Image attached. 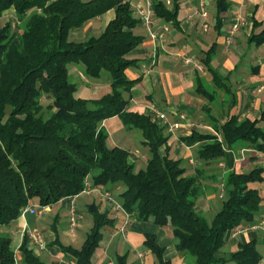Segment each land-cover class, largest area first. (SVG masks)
Masks as SVG:
<instances>
[{
	"label": "trees",
	"instance_id": "obj_1",
	"mask_svg": "<svg viewBox=\"0 0 264 264\" xmlns=\"http://www.w3.org/2000/svg\"><path fill=\"white\" fill-rule=\"evenodd\" d=\"M182 1L172 0L169 8L164 0H153L156 19L177 26ZM228 9L225 0H217L218 16ZM11 10L18 26L9 22L0 27V228L16 223L21 212L35 204L45 209L79 197L91 180L97 190L121 186L120 204L137 221L170 226L177 251L191 264H261L264 255L255 242L240 245L229 260L220 253L229 233L253 223L260 214L264 170L228 174L222 181V206L208 221L197 212V204L209 178L201 170L188 176L182 162L169 156L165 129L151 115L129 111L126 97L140 81L127 76L138 66L130 55L143 45L144 38L135 34L142 22L128 0H0V21ZM110 11L115 12V19L99 38L70 41L73 32ZM250 43L263 46L264 30L252 35ZM214 54L213 47L206 53L204 66L215 74L211 68ZM71 66L82 67L87 77L97 80L107 72L111 93L98 100L75 98ZM197 91L214 100L202 83ZM43 98L51 102L46 108ZM115 118L128 131L141 133L150 155L145 170L136 171L129 151L108 148L103 124ZM259 123H264V110L258 121L232 116L214 128L217 135L195 131L182 142L187 147L199 145V161L209 165L224 159L226 149L264 154V130ZM89 211L93 227L83 247L59 246L71 264H93L103 231L116 222L98 206ZM145 245L157 264H171L154 236H147ZM21 252L22 264H46L27 238ZM0 264H17L13 241L1 232ZM117 264H129L128 256L119 257Z\"/></svg>",
	"mask_w": 264,
	"mask_h": 264
},
{
	"label": "crops",
	"instance_id": "obj_2",
	"mask_svg": "<svg viewBox=\"0 0 264 264\" xmlns=\"http://www.w3.org/2000/svg\"><path fill=\"white\" fill-rule=\"evenodd\" d=\"M225 1L229 9L218 16L217 0H209V16L203 20L197 15L199 0H183L177 26L157 20L155 28L157 41L149 36L142 24L136 29L135 34L143 37L144 43L130 55L132 60L138 61V66L130 69L127 76L130 80L140 79V81L128 97L129 109L134 108L135 113L146 116L151 114V110L157 109L169 114L172 120H176L177 115L186 114L191 120L201 123L206 128V130L198 131L200 134L213 136L217 135L214 128L221 127L232 116L241 120H260L264 110V45L256 47L250 43V39L252 35H259L264 30V7L261 0ZM128 2L134 12L146 7V0H128ZM238 17L243 18L246 24L235 37L232 46L228 48L226 38ZM5 19H10V23H13L17 20L16 13L13 10L7 12L2 20ZM114 19L115 12L110 11L73 32L70 41L82 43L91 38H99ZM206 24L209 26L207 32L204 31ZM213 47L215 54L211 68L215 74L207 71L204 66L206 53ZM186 60H191L192 64L186 65ZM133 69L136 70L133 71ZM73 76L86 81L83 70H73ZM216 79L220 80L216 81ZM200 83L213 94L212 102L198 93ZM258 127L264 130V123H259ZM191 135L185 132L170 134L165 131V136L170 138L167 144L170 158L181 161L182 164L186 163L189 169L192 168L186 170L188 176H194L201 170L209 178L204 183L205 195L197 204V212L206 217L216 210L217 198L220 199L216 190H220L223 179L232 172L248 174L257 169L264 170V154L252 149L236 151L226 149L224 159L211 165L205 164L198 158L199 145L187 147L182 142L183 138ZM164 150L165 148L162 152ZM148 154H130V162L138 167V171L146 169L150 159ZM141 164L145 167H141ZM212 170L217 172L211 174ZM89 181L91 183V180ZM98 192L112 193L120 202L119 196L123 188L109 186ZM98 192L65 199L56 206L46 208L42 217L27 215L7 227L6 237L12 239L13 246L16 245L13 249L17 264H22L24 259L21 252L24 231H38L42 234L46 244L45 250H33L43 262L71 264L59 247L60 244L65 247L71 246L61 243L60 238H71L73 243L78 242L75 234L83 227L82 223L85 220L81 208L78 207L83 196H87L86 208L89 213L90 207L95 205L101 212H110L111 218L116 220L112 228H106L103 231L104 239L92 258L93 264H117L118 258L125 255L128 256L129 264H157V258L145 245L147 236L156 238L158 245L165 249V259L171 264H191L177 251V243L170 226L161 228L152 222H139L134 218L127 226H124L125 217L107 204ZM72 204H75L82 218L73 235L70 234L69 229V211ZM34 207L38 206L35 204ZM263 221L264 205L253 223L244 225L241 230L227 235L226 245L220 253L221 257L229 260L231 255L239 250L240 245L252 242L257 243L264 255ZM59 227H61V237ZM92 227L93 223L91 229Z\"/></svg>",
	"mask_w": 264,
	"mask_h": 264
},
{
	"label": "built area",
	"instance_id": "obj_3",
	"mask_svg": "<svg viewBox=\"0 0 264 264\" xmlns=\"http://www.w3.org/2000/svg\"><path fill=\"white\" fill-rule=\"evenodd\" d=\"M167 7L172 6V0H164ZM261 3L264 7V0H261ZM209 0H199V6L197 10V15L203 19L206 20L209 16V8H208ZM135 16L138 17L141 22L142 26L147 30L149 36L154 40H158V36L155 33V28L157 26V19L155 15V11L153 9V0H146V7L144 9H137L135 12ZM245 20L241 17H238L236 19V22L233 24L228 37L226 38V46L229 48L232 46L233 41L236 36L241 31V28L245 26ZM209 30V26L206 24L204 26V31L207 32ZM186 65L192 64L191 60L185 61ZM153 118V121L156 122L160 127L164 128L165 131H167L170 134H175L178 132H185L186 134H192L195 131H202L206 130V128L201 124L197 123L193 120H191L186 114H180L177 115L175 118L176 120H172L169 114L161 112L157 109L151 110L150 114ZM86 190L83 194L86 195H92L93 193L98 192L97 189H94L92 186V183L88 180L86 185ZM221 195L220 199L224 198V185L222 184L220 187ZM263 205H264V186H263ZM101 197L104 199V201L109 204L116 212L121 213L126 221L124 226H127L132 219V216H130L122 207L120 202H118L114 195L109 192L100 193L98 192ZM45 209H41L39 207H28L27 209L23 210L21 212L20 218H24L27 215H34L38 217H42ZM70 217H69V229L70 234L73 235L75 231L77 230L79 226V222L82 219L81 216L77 212V207L75 204H72L70 208ZM264 225V221H263ZM23 239L27 238L29 241V245L32 249H38V250H45L46 244L44 241V238L42 234L38 231H24L23 232ZM264 263V260L261 264Z\"/></svg>",
	"mask_w": 264,
	"mask_h": 264
},
{
	"label": "rangeland",
	"instance_id": "obj_4",
	"mask_svg": "<svg viewBox=\"0 0 264 264\" xmlns=\"http://www.w3.org/2000/svg\"><path fill=\"white\" fill-rule=\"evenodd\" d=\"M89 1L90 0H83V2H89ZM7 21L11 22L10 19H5V20L0 21V27H4L7 24L6 23ZM13 25H14V27H17L18 26V20H15L13 22ZM78 69L83 70L82 67H75V66L70 67V72H72L71 82L77 86V92L75 94V98L82 99V100H98V99H101L103 96L111 93V87L109 85L110 84V75L107 72H103V74L101 75V78L98 80L92 79V78L87 77L85 75L86 81H82L80 78L78 79L75 76H73V70H78ZM135 70L136 69H133V71H135ZM126 98L129 99L128 97H126ZM50 104H51L50 101H48L46 98H43L42 105L45 108L48 107ZM133 109L130 108L129 111H131V112L136 111ZM137 111H139V110H137ZM103 127L109 135V139H108V143H107L108 148L113 149L114 147H116V148L125 147L124 149L129 150L131 155H134L135 153L141 154V155H146L147 153H149L148 152L149 150L146 147H144L142 144L143 141H142L141 133L139 131H128L127 129H125L123 127V125L119 119L116 118L112 121H109ZM112 145H114V146H112ZM142 165L143 164H141V167H145ZM182 167L185 168L186 170L192 169V168L189 169L186 163H183ZM137 169H138V167H136V171H138ZM216 172L214 170H212L211 174H214ZM216 176L218 177V175H216ZM216 183H217V185H219L218 182H216ZM222 184H223V182H222ZM220 185H221V183H220ZM216 192H217V196L221 195V190H216ZM218 198L216 201V206H217L215 208L216 210H214L210 214V216H206V219L208 221H212L213 215H215V213H217V211L222 206L224 198L221 200ZM86 204H87V196H83L78 203V207L81 208L83 215L85 217V220L82 223L83 227L80 228L79 231H77V233L75 234L78 242L73 243L71 238L67 239V238L61 237V227H59V234L61 237L60 238L61 243H63L66 246H71L77 250H80L82 248V246L84 245V243L87 239V235L90 233L91 224L93 223V217L88 212V210L86 208ZM6 231H7V227H1L0 228L1 234H3V235L5 234V236H6ZM13 247L15 248L16 245H14Z\"/></svg>",
	"mask_w": 264,
	"mask_h": 264
}]
</instances>
